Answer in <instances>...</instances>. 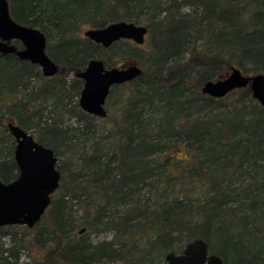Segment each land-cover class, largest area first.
Returning a JSON list of instances; mask_svg holds the SVG:
<instances>
[{
    "label": "trees",
    "instance_id": "1",
    "mask_svg": "<svg viewBox=\"0 0 264 264\" xmlns=\"http://www.w3.org/2000/svg\"><path fill=\"white\" fill-rule=\"evenodd\" d=\"M9 1L14 19L46 34L60 70L46 77L0 54V178L18 175L8 121L54 149L62 177L30 236L18 230L25 225L0 226V264H21L29 241L62 264H165L194 238L225 264H264V106L248 86L220 98L201 91L232 66L264 73V0ZM119 20L147 27L143 50L78 34ZM92 58L142 69L112 88L106 107L115 90L121 96L106 118L79 105L76 74ZM62 112L77 126L51 116Z\"/></svg>",
    "mask_w": 264,
    "mask_h": 264
},
{
    "label": "water",
    "instance_id": "2",
    "mask_svg": "<svg viewBox=\"0 0 264 264\" xmlns=\"http://www.w3.org/2000/svg\"><path fill=\"white\" fill-rule=\"evenodd\" d=\"M146 35L147 27L144 24L126 20L90 27L84 31L85 37L105 48L122 39L143 44ZM14 40L20 41L22 47L13 43ZM47 46L48 38L40 28L18 22L12 16L10 1L0 0V54H15L20 59L37 64L44 76L53 77L58 74L60 67L48 54ZM141 74V67L134 61L108 67L101 58L90 59L86 68L76 74L84 80L80 107L92 115L106 118V104L112 88ZM247 86L252 97L264 106V73L245 74L236 66H232L224 77L205 81L201 91L220 98ZM9 128L17 141L15 160L19 175L10 182L0 178V226L25 225L33 228L49 209L53 194L60 186L62 172L58 168V156L53 148L39 142L32 132L15 122H10ZM165 264L225 263L219 255L209 251L205 240L194 238L185 243L181 252H168Z\"/></svg>",
    "mask_w": 264,
    "mask_h": 264
},
{
    "label": "rangeland",
    "instance_id": "3",
    "mask_svg": "<svg viewBox=\"0 0 264 264\" xmlns=\"http://www.w3.org/2000/svg\"><path fill=\"white\" fill-rule=\"evenodd\" d=\"M90 27H92L91 24L80 25L78 28V34L81 36H84V31ZM146 37H147V35H146ZM146 37H145V39H146ZM56 41H57V39H53L51 41V43H55ZM129 41L131 44L138 46V48H140L142 50H143V48H145L144 43L143 44H135L133 41H131V40H129ZM122 50H124V52H125V48H122ZM119 54H120L119 52H116V57H114V60L117 62H119V60L121 61L123 59L122 57L119 56ZM140 54H144V52L141 51ZM129 62H130L129 60H125V63H129ZM125 92H126V90H125ZM119 96H121V93L118 90H115L112 93L109 104L107 106L110 111H113L114 108H116V102H118ZM51 116L57 117L58 119L64 118L65 123L69 124L71 126H77V124H78L77 116L70 115L69 113H63L62 112L59 114H55L54 116L53 115H51ZM179 156L183 157L184 153L183 152L179 153ZM18 230L21 231L23 234L26 233L27 236H30V234H31L29 227H19ZM113 235H114V232L109 231V232H105V233H102L99 235L93 234L92 236H93L94 241H96V240H101L104 238H112ZM28 240H29V238H28ZM6 241L9 242L8 239H6ZM29 246L30 247L28 249L26 248L23 252V255L21 258V264H25L26 262H28L31 259V256H33L39 260H46V259L50 258L51 260H53V261H51V264H62L59 260H57V257L55 259L54 256H52V255L50 256L49 249L48 250H40L39 248H36L35 245H33V243H30V241H29ZM50 250H52V249H50ZM156 263L162 264V258L159 257L158 259H156Z\"/></svg>",
    "mask_w": 264,
    "mask_h": 264
},
{
    "label": "flooded vegetation",
    "instance_id": "4",
    "mask_svg": "<svg viewBox=\"0 0 264 264\" xmlns=\"http://www.w3.org/2000/svg\"><path fill=\"white\" fill-rule=\"evenodd\" d=\"M16 42H20V41H18V40H14L13 41V43H15L19 48H21L22 47V43L20 42V44H17ZM10 122H14V121H8L7 122V127H8V129H9V132L11 133V135H12V137H13V139L15 140V149H14V159H15V150H16V146H17V141H16V138H15V136L12 134V132H11V130H10V128H9V123ZM16 123V122H15ZM35 136V135H34ZM36 138V137H35ZM15 162H16V160H15ZM16 164H17V162H16ZM17 166H18V164H17ZM18 175H19V167H18ZM18 175L15 177V178H13L12 180H9V181H5V180H3L2 178V180L3 181H5V182H10V181H13V180H15L17 177H18ZM55 194V193H54ZM53 194V195H54ZM182 251V250H181ZM181 251H179V252H181ZM179 252H175V253H179Z\"/></svg>",
    "mask_w": 264,
    "mask_h": 264
}]
</instances>
